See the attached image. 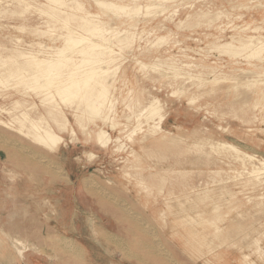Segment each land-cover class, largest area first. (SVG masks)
Masks as SVG:
<instances>
[{
  "label": "rangeland",
  "instance_id": "obj_1",
  "mask_svg": "<svg viewBox=\"0 0 264 264\" xmlns=\"http://www.w3.org/2000/svg\"><path fill=\"white\" fill-rule=\"evenodd\" d=\"M22 1L0 0V117L8 122L24 110L35 117L46 109L33 94V80L7 76L24 62L18 54L47 56L64 46L65 31L49 29L41 12L49 8L47 0ZM80 1L109 32L103 38L76 30L74 36L122 52L107 66L114 75L111 116L121 126L113 131L109 123H90L79 113L85 129L66 108L76 132L63 134L55 152L0 126V264H240L243 255L264 264V178L259 182L248 174L264 160V61L231 58L216 49L219 41L264 36L262 30L242 31L264 28V0H104L140 5L138 16ZM213 14L217 19L209 23ZM129 29L137 38L123 52L116 35ZM160 37L166 43L156 44ZM173 57L193 66L179 69L181 78L167 65ZM246 71L262 76L251 77L258 80L251 85L242 76ZM236 79L243 81L235 85ZM28 96L37 108L15 106L13 99ZM152 98L165 115L163 130L155 134L144 117ZM100 127L121 141L102 148L95 137ZM133 129L138 131L130 138ZM221 143L243 154L218 148ZM188 215L195 220L183 221ZM216 228L229 232L221 243ZM189 230L214 249L190 244L183 238ZM15 240L32 247L24 258Z\"/></svg>",
  "mask_w": 264,
  "mask_h": 264
},
{
  "label": "bare ground",
  "instance_id": "obj_2",
  "mask_svg": "<svg viewBox=\"0 0 264 264\" xmlns=\"http://www.w3.org/2000/svg\"><path fill=\"white\" fill-rule=\"evenodd\" d=\"M18 1L23 2L22 0H18ZM93 1L100 9H107L113 12L119 11V13L124 12V13H128L131 16H133L134 14H137L138 16L140 12V5H136L134 7L130 2L128 4L126 3L115 4L104 0H93ZM130 1L132 2L133 0ZM159 1L167 3V2H173L175 0H159ZM47 3L49 8L41 12L42 14L43 13L46 14L48 18L46 23L48 24L49 29H53L57 32L65 31L63 34L64 46L62 45L63 47L57 48L56 51L53 52L52 54L48 53L47 56H41L34 52L21 51V53H19L18 56L20 58H24V62L18 63L15 68H12L11 70L9 69L7 71L8 77L22 80L25 83H27L29 80H33L35 82V85L30 86L33 87L32 88L33 94L36 97L40 98L41 105H43L46 109L44 112L39 111L38 115H36L35 117L31 115V113H29L28 110H24L21 113V115L14 116L13 120L9 122L3 120V118L0 117V126L8 129H15L25 138H28L32 142L40 144L43 147L47 148L48 150L55 152L65 142L63 134H70L72 136L76 132L69 118L67 117L66 108H71L72 110H74L75 117L77 118L79 126L82 128L86 129V122L79 119L81 116L79 115V113L87 116L88 120H90L89 121L90 123H95L97 120H99L104 124L109 123V126L113 131L119 129L121 124L115 121V119L112 118L111 116L112 115L111 113L114 111V107H115L114 97L110 95V86L112 85L114 75L113 76L111 75V72L108 70L107 66L108 65L112 66V64L116 60L115 57L117 55L122 56V52L117 53L112 48L113 44H98L81 34H78V37L74 36V34H77V32H75L76 30L85 31L91 35H96L103 38L105 33L109 32L105 28V23L98 21L97 15L92 14L88 10H86L84 4L80 0H47ZM150 7L151 6L147 7V9ZM158 10H159L158 13L161 14L166 12V8H164L162 4L161 6L158 7ZM218 14L216 15L213 14L212 16L210 15L211 18L209 23H213L217 19ZM71 24H73L74 28L70 27ZM181 24L184 23L181 22ZM133 27H135V25L132 24L130 28ZM220 29L221 32H223L222 27H220ZM248 30L253 33H258V31L261 30L264 32V28L258 26H255L254 29L251 28L250 26H247L242 31L244 32ZM136 38H137V33L132 32L131 29L123 32H118L116 35V39L118 40V47L123 52L125 50L130 49L133 46V43L135 42ZM105 40L107 39L105 38ZM158 40L159 41L156 42V44L161 45L166 43L165 37H160ZM219 42L221 44L216 46V49L220 53L224 55H228L231 58L245 57L246 59L249 60L264 61V36L258 37V36H254L253 34V35H249L247 38L245 37V38L233 39V41L231 42H221V41ZM74 54L77 56H75ZM173 58L175 61L171 62L170 60H168L169 63L166 64L169 65L170 68L173 70L174 78H181L178 77L180 74H178L177 72L179 71V69H182V67H186V68L193 67L188 63H186L187 62L186 60L182 61L181 57L178 59H175V57ZM0 63H1L0 66H2L3 62ZM102 63L106 64L105 68L98 67V65ZM142 66L143 68H147V65L145 64ZM150 69L151 68H149V70ZM260 74L261 73L256 75L253 72L246 71L242 73V76L243 77L246 76L247 79H250L251 77L255 78L256 76L259 79V77L262 76ZM240 78L242 77L240 76ZM2 80L3 78H0V83H3ZM242 81L243 79H236L233 83H235V85H239L242 83ZM247 82L251 85H254L258 82V80L251 78V80H248ZM13 88L15 89V87ZM9 97H13V96L10 95ZM28 97H24L25 99L22 98L20 100L13 99L14 100L13 102L15 106L25 105L27 108H31V109L37 108V105L33 102V100L30 99L32 96H28ZM162 106L163 105L158 99L152 98L149 105L145 107V113H146L144 116L145 119H147V122L148 121L153 122V126H149V131L151 132V134H155L156 131L163 130L162 121L164 120L165 115L162 114ZM3 111L4 108L0 106V113H3ZM140 117H143V115H141ZM13 124H19L20 127L13 128L14 127ZM140 130L142 129L140 128ZM137 131L138 129L131 130V132L129 133L130 138H132L133 134ZM121 132L122 131H120L119 133ZM95 137L97 144L105 149L109 148V146L112 143L121 141L120 138H114L108 131H106L102 127L99 128ZM162 142H165V139H163ZM121 147H123V145H121ZM121 147H119V149H121ZM218 148L230 149L236 151L238 154H243L236 147L228 144L221 143L218 145ZM89 156L91 158L95 157L94 154H90ZM245 158L248 159L249 161L255 159L253 156L250 155L246 156V154H245ZM258 162L260 164V167L254 165L252 170L248 172V174L255 181L261 182L263 181L264 178V160H259ZM41 164H43V162ZM54 167H55L54 169H56V166ZM54 169H52V171ZM63 176H65V173ZM110 196H111L110 198H112V195ZM130 217L131 216H129V218ZM165 219L167 218L165 217ZM189 219L195 220L193 217L189 216L188 218H185L183 221H189ZM214 235L219 238L218 240L220 242L227 238L229 232H226L225 235V230H221V228H216ZM183 238L188 240V242L191 241L190 244L193 241H196L199 245L200 243L203 242L201 244L202 246L203 245L207 246V248L210 251L214 249L211 246L212 242L209 241L206 242V237L204 236L202 237L198 232L195 233L192 230H189L186 232V234L183 235ZM60 243L58 244L60 248L68 252L70 251L72 252V246L70 244L63 242ZM14 248L20 258H24L25 254L32 250V247L26 245V243H24L21 240H15ZM82 250L85 249L83 248ZM217 257H219V254L217 255ZM74 263L78 264L76 261H74ZM240 264H253V262L251 261L249 255H243Z\"/></svg>",
  "mask_w": 264,
  "mask_h": 264
},
{
  "label": "crops",
  "instance_id": "obj_3",
  "mask_svg": "<svg viewBox=\"0 0 264 264\" xmlns=\"http://www.w3.org/2000/svg\"><path fill=\"white\" fill-rule=\"evenodd\" d=\"M47 259V258H46ZM47 261H49V260H47ZM46 264H50L49 262H47Z\"/></svg>",
  "mask_w": 264,
  "mask_h": 264
}]
</instances>
